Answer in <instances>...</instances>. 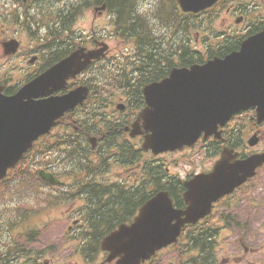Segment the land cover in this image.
Listing matches in <instances>:
<instances>
[{
	"label": "water",
	"instance_id": "water-1",
	"mask_svg": "<svg viewBox=\"0 0 264 264\" xmlns=\"http://www.w3.org/2000/svg\"><path fill=\"white\" fill-rule=\"evenodd\" d=\"M178 1L184 10L196 12L216 0ZM8 46L12 48L14 44ZM92 52L95 51L87 53L89 59L97 57ZM84 57L85 54L74 51L15 96H4L0 87V178L33 140L49 130L57 117L82 102L86 89L78 88L44 103L23 99L37 96L45 87L56 88L59 81L89 63ZM145 96L150 108L140 117L145 120L148 116L152 125L146 128L151 132L146 135L143 147L154 153L192 145L202 131L206 135L213 133L217 124L223 125L240 109L257 106L258 119H263L264 29L246 39L239 51L224 58L173 69L168 79L145 89ZM263 161L262 155H254L229 164L222 157L204 183H187L185 210L174 209L168 193L159 191L144 203L131 225H120L102 240V249L109 251L106 260L117 258L115 264H139L148 259L156 249L175 241L184 223L195 222L206 214L212 201L251 176ZM41 175L55 181L44 171Z\"/></svg>",
	"mask_w": 264,
	"mask_h": 264
},
{
	"label": "flooded vegetation",
	"instance_id": "flooded-vegetation-1",
	"mask_svg": "<svg viewBox=\"0 0 264 264\" xmlns=\"http://www.w3.org/2000/svg\"><path fill=\"white\" fill-rule=\"evenodd\" d=\"M249 25L250 24H247L246 27L251 28ZM51 27L49 22L43 25L42 29L38 30V34H40V43L37 45V48L23 53V57L27 53H29L28 56H36L35 64L38 63L37 70H42L45 64H53L68 55L73 47L70 38L67 41L65 39L59 40L58 36L49 30ZM157 53L158 51L148 46L144 58L146 66L144 72L142 71L141 65H139V61L142 59L135 53L136 56L133 58L134 64L132 72L129 74L131 83L128 87H122L120 89L123 95L118 97L124 104L123 111L128 110L125 114V121L128 120L130 113L136 110L137 99L134 95L139 87L144 86L147 81L149 83L152 81H159L169 73V66L166 58L164 59L162 51L160 58L155 56ZM179 59L181 60L182 57L180 56ZM100 75L101 78H99ZM82 76L83 80L89 83V79L91 78H88L87 73L82 74ZM103 76L104 75L101 73L96 75V78H98V90L94 92L97 94L104 93L105 82L101 81ZM72 85L73 82L70 80L66 89L70 88ZM91 85L93 87L95 83L91 82ZM62 93H64L63 89L53 92L54 95H60ZM123 96H125V98ZM87 104L88 102L85 105ZM82 107L78 110L82 109ZM72 118V114H66L60 123L52 129V132L48 135H44L40 139H51L57 143H61L78 141L84 135H88L89 131L87 127L83 129V125H81V128L75 127V131L71 130V128L74 127ZM130 122L131 120L126 124L117 121L119 125L110 127L107 133L111 134L114 140L128 138V133L124 132L123 128ZM99 128L102 129L101 126ZM55 130L58 131L56 136L53 133ZM221 131V140L209 137L197 141L195 145V149L198 153L197 155H203L205 158L200 163L202 169H195V173L210 171L223 149H230L235 152L237 159H245L254 153L264 152V120L257 122L253 109L242 111L234 115ZM173 153L176 152H167L165 155L171 157ZM132 163H134V159L130 157L123 158L116 153L113 154V162L109 165L120 171H125ZM173 163L174 165L177 164L176 161ZM167 170L166 168V171ZM118 175L120 176V174ZM163 177L165 184L169 188L177 191L181 189L183 178H181L179 173L168 171ZM136 178V175L124 174L119 181L123 183L121 185L132 186L127 183L136 181ZM101 179L102 181H107V177L105 176ZM149 179V177L147 178V176H145L146 181H149ZM263 187L264 164L257 169V173L253 178H250L248 181L238 186L233 192L215 201L212 204L209 215L200 219L195 225H186L182 229L179 241H181L184 246H187V251L195 255L206 254L213 256V264H264ZM82 189V191L90 190L88 186H83ZM111 203L112 202H106L105 204L110 208ZM177 205L179 207H185L184 201L177 203ZM119 206L120 205L116 203L110 209L115 218H120L121 213L125 216H130L131 214L135 215L137 206L136 197L131 195L129 200L122 204L124 209L129 208L130 211L126 212V210H124L116 212ZM41 219L42 217H0V264H56V261L52 258L53 244H43L42 246L40 243L42 228ZM51 220L55 219L51 218L50 221ZM199 240L207 241V249L197 242ZM187 241H190V243L188 244ZM229 245H233V248L230 249ZM184 249L181 250L184 251ZM47 250L48 254H45ZM171 251L175 252L176 248L170 246L169 253ZM252 255H258V261H251L250 257ZM181 264L199 263L195 258L190 257L186 261L182 260Z\"/></svg>",
	"mask_w": 264,
	"mask_h": 264
},
{
	"label": "rangeland",
	"instance_id": "rangeland-1",
	"mask_svg": "<svg viewBox=\"0 0 264 264\" xmlns=\"http://www.w3.org/2000/svg\"><path fill=\"white\" fill-rule=\"evenodd\" d=\"M250 1V4H252L253 7L257 6L254 12L260 14H264V0H246ZM52 3V2H51ZM161 3L160 0H153L151 2V6L149 7V4H144L143 7L147 9V13L150 14L148 17V21H151L152 23H155L156 26L154 28V34L162 37V38H168L170 36V39L173 40L176 37V31L177 29H170L168 26V22H166L163 17L153 14L155 11L157 5ZM48 1L44 4H38L35 3L31 8H29L27 11L25 9H10L7 12H3V4L0 2V38L2 35L1 30L3 29V34H7V36L12 35L14 32L18 33V36L22 39L24 44H32L30 35L28 34V31L26 30L25 25H22L19 30L20 32L16 31L14 28H9L7 32V28L11 25H18L19 23L23 22L26 15L28 16H34L36 18L42 17L43 14L48 12ZM255 5V6H254ZM8 6L12 7V4L8 2ZM55 7H51V11L54 13ZM92 8L88 10H84L77 20L72 23L71 29L75 31V36L82 35L84 33V36H89L91 33V21H92ZM207 12L200 15V17H203V15H206ZM225 12L218 14L217 17L210 21L208 20V17L200 18L195 17L194 22L196 24V27L194 29L190 28L189 30L193 33L194 31H198L197 33V39H193L190 43L191 48H196L197 50H200L203 54L206 53V45L205 41H203V37L208 36V43L215 41L214 32H217L218 29H229L232 27V23L234 20V16H225ZM4 16H8V19H5ZM224 17V18H223ZM111 24V18L109 19V15L105 14L97 19L94 22V29L99 28V33L103 34V40L109 45V53L108 56L110 59L116 56H120V53L123 55L128 54V47L131 45V40L120 38L118 33L115 32L114 28L110 27ZM154 24V25H155ZM245 24H243L239 29H244ZM39 27L34 24V29L32 35L35 36L37 34ZM238 29V28H237ZM73 34V35H74ZM4 38L0 39L3 40ZM101 39V38H100ZM167 47L169 46L168 43H166ZM169 48V47H168ZM2 49L0 47V80H4L6 78H9L8 81L11 82L12 85H14L17 81L20 80L21 76L24 75L25 70H20L19 67L24 66L25 68L28 67V64H25L24 61H19L18 58L9 59V58H3L2 55ZM128 60H125L127 62ZM96 74H99L96 72ZM96 77L95 74L88 75L89 77ZM101 78V75L99 76ZM95 81V80H94ZM118 82V80L114 81L113 83ZM95 110H98V107H93ZM57 158H61L59 155H56ZM178 162L180 165L176 167L174 170L177 171L180 175L184 172H188L191 170V160L195 158V151L191 150L184 154L176 155ZM55 155H51L49 159H54ZM35 158L34 154H31L28 156L27 159L23 161V167H26L29 163V170L34 172L35 169ZM122 173H125V171H122ZM13 177V174L9 176V179ZM29 174H25V178H28ZM34 180V178L30 177L28 179V182L23 185V183H20L19 188L11 187L10 191H6L1 189L0 190V200H7L13 204H21L26 205L30 210L32 209H40L39 213L33 217H42L40 220L41 223L50 221L51 218L57 217L58 220L54 221L51 220L47 227L48 229L44 232V234L41 236V244H45L48 242H57L56 246L59 245L62 242L63 234L66 232L67 226L69 224V219L66 218L69 216L67 213L69 211H73L77 205L71 203L70 201H62L60 200L56 206L53 208L47 209L44 207V204L41 203L40 198H45L48 189L45 191L41 187H39V184ZM45 188V187H44ZM20 214V209L16 206L13 207V210L9 211L6 209L5 206L0 205V217L10 216L14 215L17 216ZM66 216V217H65ZM62 217V219H60ZM46 227V228H47ZM60 248V247H58ZM229 248H233V245H229ZM165 253V252H164ZM68 256V257H67ZM169 257L170 254H167ZM167 257V258H168ZM52 258L56 260L57 264H78V262H81V259L76 257L71 251L67 250L64 251L63 249H58L56 252V255H52ZM164 258V262H169L172 259ZM259 256L258 255H252L250 257L251 261H258ZM98 264V263H95Z\"/></svg>",
	"mask_w": 264,
	"mask_h": 264
},
{
	"label": "trees",
	"instance_id": "trees-1",
	"mask_svg": "<svg viewBox=\"0 0 264 264\" xmlns=\"http://www.w3.org/2000/svg\"><path fill=\"white\" fill-rule=\"evenodd\" d=\"M95 1H98V0H95ZM106 1L107 5H108V8L114 12V17H115V20H114V23H115V28L117 30L120 31V34L124 35V36H127V37H131L132 35H136V34H133L136 29H138L137 32L141 31V36H143V40H145V37L147 36V32H146V29L143 27V24H139L136 25L133 29H132V25H131V21L133 20V17H134V11L136 10V8H138V6H136L135 4V0H104ZM136 7V8H135ZM167 11V14L170 15L172 12H175V6H169L168 8L165 9ZM137 11V10H136ZM137 13V12H136ZM194 16H190L188 14H184L183 15V22H184V28H185V31L188 30V28L193 25L194 23ZM187 33V32H185ZM237 39V38H236ZM187 40L188 38L186 37L185 39V58L183 60L184 64H188V63H191V62H195L196 59L197 61H201V56L200 55H196V59L194 58V55L192 54H188L187 52ZM239 45V42L237 40H232L230 42H224V44L220 43V44H217L216 46V51L214 54H217V55H223V54H226L228 52H230L231 50L237 48ZM213 55V53H209L208 56L211 57ZM190 57V58H188ZM194 58V60L192 59ZM75 151V148L71 146V148H69V150L67 152H69V156L70 158H73V153ZM79 152V150H78ZM77 155V154H75ZM25 172H29V177H32V178H35V173L32 174L31 171L29 170V168L25 167ZM158 168L157 167H154L153 168V177H154V181L155 178H156V174L158 173ZM25 178V177H24ZM28 178H25V179H28ZM27 183V181H25V184ZM156 183V182H155ZM158 183H156L157 185ZM156 190V189H153V191ZM152 192H144L143 191V194H140V192H138V194L140 195V197L137 196V199L141 198L143 200L147 199L152 193ZM51 198V197H50ZM53 199V198H52ZM115 199V198H113ZM129 199L128 195L125 194V198H121L118 200V204L122 206L123 202H127ZM41 200V203L44 204L45 202H47V200L43 197L40 198ZM117 200V199H115ZM114 200V201H115ZM115 205V204H114ZM104 218V216L100 219L101 221H103L102 219ZM105 222V220H104ZM100 223V222H99ZM100 225H102L101 223L100 224H97L96 226L97 227H100ZM114 223H105L104 226H103V229L101 230V232H98V235L100 237L97 238V240H99V238H101L102 236H104L108 231H110L111 229H113L115 226ZM84 249V248H82Z\"/></svg>",
	"mask_w": 264,
	"mask_h": 264
},
{
	"label": "clouds",
	"instance_id": "clouds-1",
	"mask_svg": "<svg viewBox=\"0 0 264 264\" xmlns=\"http://www.w3.org/2000/svg\"><path fill=\"white\" fill-rule=\"evenodd\" d=\"M143 9H141V11H142Z\"/></svg>",
	"mask_w": 264,
	"mask_h": 264
}]
</instances>
